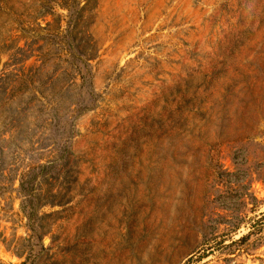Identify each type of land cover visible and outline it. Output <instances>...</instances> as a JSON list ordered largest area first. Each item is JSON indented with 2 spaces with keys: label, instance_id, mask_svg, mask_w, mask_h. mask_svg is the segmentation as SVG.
<instances>
[{
  "label": "rangeland",
  "instance_id": "1",
  "mask_svg": "<svg viewBox=\"0 0 264 264\" xmlns=\"http://www.w3.org/2000/svg\"><path fill=\"white\" fill-rule=\"evenodd\" d=\"M0 264H264V0H0Z\"/></svg>",
  "mask_w": 264,
  "mask_h": 264
},
{
  "label": "trees",
  "instance_id": "2",
  "mask_svg": "<svg viewBox=\"0 0 264 264\" xmlns=\"http://www.w3.org/2000/svg\"><path fill=\"white\" fill-rule=\"evenodd\" d=\"M81 64H82V67L84 69V72L81 73L80 75V79H81V82L82 84L84 83L85 80H89V76H88V69H87V63H86V60H80ZM54 117L52 118V121L51 123L54 125L58 124L57 122L55 121H60V118L59 116L54 113L53 115ZM63 143H59V146H58V149L59 151H62L63 149ZM48 165H45V166H36V167H33L30 171L26 172L25 174H23V176H21L20 180H19V184H18V189H19V192L21 193V197L23 198V201H27L28 200V196L30 195L31 193V190H32V183H36V179L41 176L44 171L49 168L47 167ZM35 210V209H34ZM33 210V211H34ZM32 212H27L26 214V217L30 220V216H32Z\"/></svg>",
  "mask_w": 264,
  "mask_h": 264
}]
</instances>
